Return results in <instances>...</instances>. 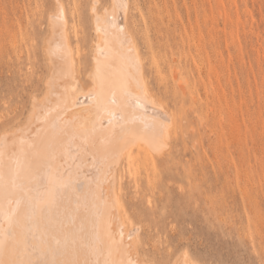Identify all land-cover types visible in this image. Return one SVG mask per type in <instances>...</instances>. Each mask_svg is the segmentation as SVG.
I'll return each mask as SVG.
<instances>
[{
  "label": "rangeland",
  "instance_id": "374dc122",
  "mask_svg": "<svg viewBox=\"0 0 264 264\" xmlns=\"http://www.w3.org/2000/svg\"><path fill=\"white\" fill-rule=\"evenodd\" d=\"M95 1L0 0V137L35 127L47 103L62 10L87 89L97 66ZM97 1L98 13L114 10L113 0ZM126 13L148 86L178 129L166 163L155 154V171L121 167L118 187L131 226L140 228V254L150 264L186 254L197 264H264V0H129ZM174 68L191 93L173 101L164 86L180 82ZM155 179L164 183L151 190Z\"/></svg>",
  "mask_w": 264,
  "mask_h": 264
},
{
  "label": "bare ground",
  "instance_id": "6f19581e",
  "mask_svg": "<svg viewBox=\"0 0 264 264\" xmlns=\"http://www.w3.org/2000/svg\"><path fill=\"white\" fill-rule=\"evenodd\" d=\"M97 3L92 8L97 66L87 89L78 78V50L64 30L62 10V20L54 16L50 58L55 72L47 103L35 127L0 137V264H150L140 254V228L131 226L124 211L120 171H155V154L166 163L164 150L178 137L177 123L145 79L129 32V0H113L114 10L106 15L98 13ZM111 62H118V69L105 72ZM170 75L176 82L181 78L164 86L172 100L180 93L189 96L183 73L174 68ZM162 183L150 180L147 187L155 190ZM204 187H197L201 196L207 193ZM178 258L174 264L198 263L187 254Z\"/></svg>",
  "mask_w": 264,
  "mask_h": 264
}]
</instances>
